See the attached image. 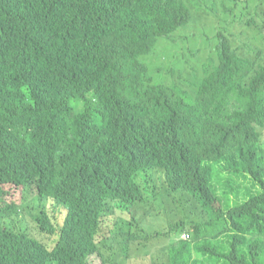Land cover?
<instances>
[{
	"label": "trees",
	"instance_id": "obj_1",
	"mask_svg": "<svg viewBox=\"0 0 264 264\" xmlns=\"http://www.w3.org/2000/svg\"><path fill=\"white\" fill-rule=\"evenodd\" d=\"M193 1L0 0V264H89L99 245L108 251L100 264L130 254L151 264H264V7L230 39L187 43L180 85L153 83L142 57L200 24L198 11L190 22ZM238 175L259 190L244 191ZM218 182L224 204L214 208ZM7 184L34 189V221L57 232L52 248L3 223L19 212L4 200ZM160 185L209 213L191 225L194 238L213 226L211 237L228 244L179 239L139 253L149 234L136 214L165 209ZM48 203L65 210L58 229Z\"/></svg>",
	"mask_w": 264,
	"mask_h": 264
},
{
	"label": "rangeland",
	"instance_id": "obj_2",
	"mask_svg": "<svg viewBox=\"0 0 264 264\" xmlns=\"http://www.w3.org/2000/svg\"><path fill=\"white\" fill-rule=\"evenodd\" d=\"M214 3V4H213ZM264 7V0H194L190 8V22L193 20L194 11H198L200 14H206L199 25H197L191 31H188L186 27L177 29L169 37L161 39L150 55L143 56V61L148 66L147 77L153 83L164 82L168 85H180L177 79L178 69H183L185 65L184 53L186 52L187 43H197V48L200 47L199 43H203L208 49V45L214 43H220L221 37L230 39V35H236L240 30H244V27L237 25V22H245L246 19L252 16H256ZM217 34H220L217 36ZM195 50V46L192 45L189 54ZM200 56H205V52H200ZM149 58L158 65H150L145 58ZM202 70L198 72L201 74ZM223 179L225 184L228 176L226 172H223ZM235 182H240L242 188H247L256 193L259 189L257 185H254L248 178H244L241 175L238 177L232 176ZM159 184V183H158ZM225 184L218 182L217 193L220 198L219 201L213 203L214 208L223 207L224 200L221 196V191L225 188ZM158 190L161 193L164 201L165 209L160 208L156 204L151 206H141L136 214L137 226H142L144 232L149 234L147 242L143 240H135L134 244L145 243V249L138 251L143 253L145 251L156 253L160 248L169 244L170 242L177 241L183 238V235L188 233V240L190 245L197 243H206L210 245L228 244L229 237L227 235H221L218 238L211 237L213 232V226H208L206 231L208 236L201 237L199 239L194 238L191 225L199 222V218H209L207 213L199 203L189 204L174 202L172 197L168 194V191L160 185ZM5 195L4 200L7 203H15L19 206V212L13 218L5 220L3 223L12 229L25 228L32 236L42 241L48 248H52L56 239L57 232L52 234L39 230L37 223L34 221L35 209L31 203V198L34 195L33 188L24 189L20 186L13 184H7L4 186ZM245 191L246 189L243 188ZM47 213L50 216L51 222L56 229L61 225L65 210L62 206L53 203H48L46 207ZM146 210V214L143 211ZM203 212V214H201ZM119 213L114 216L105 217L101 230L107 232L108 226L111 222L116 220ZM126 216V214H123ZM176 225H180L179 229H174ZM126 233L119 234L120 238L126 237ZM191 238V239H190ZM254 238L262 241L263 236L258 235ZM108 251L102 245H99V252L89 256V264H100L102 256H106ZM126 264H151L147 259L142 258L140 255H131L126 261Z\"/></svg>",
	"mask_w": 264,
	"mask_h": 264
},
{
	"label": "built area",
	"instance_id": "obj_3",
	"mask_svg": "<svg viewBox=\"0 0 264 264\" xmlns=\"http://www.w3.org/2000/svg\"><path fill=\"white\" fill-rule=\"evenodd\" d=\"M183 237H184V238H187V237H188V235H187V234H184V235H183Z\"/></svg>",
	"mask_w": 264,
	"mask_h": 264
},
{
	"label": "clouds",
	"instance_id": "obj_4",
	"mask_svg": "<svg viewBox=\"0 0 264 264\" xmlns=\"http://www.w3.org/2000/svg\"><path fill=\"white\" fill-rule=\"evenodd\" d=\"M187 235H188V237L187 238H185V239H188L189 238V234L188 233H186ZM184 238V237H183Z\"/></svg>",
	"mask_w": 264,
	"mask_h": 264
}]
</instances>
